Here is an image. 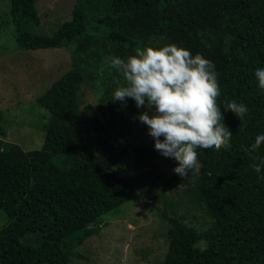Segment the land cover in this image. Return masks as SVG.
<instances>
[{
	"label": "trees",
	"instance_id": "trees-1",
	"mask_svg": "<svg viewBox=\"0 0 264 264\" xmlns=\"http://www.w3.org/2000/svg\"><path fill=\"white\" fill-rule=\"evenodd\" d=\"M36 3L10 0L19 48H69L74 65L38 98L48 111L41 148L7 140L0 109V262L73 264L106 215L142 194L163 203L168 250L158 264H264V168L253 167L264 144L248 150L264 133V90L254 75L264 67V0H80L53 35L34 32ZM172 43L215 66L233 132L229 147L201 154L188 179L158 168L154 144L136 141L131 118L143 108L111 100L125 81L107 58ZM84 86L103 107L92 141ZM233 100L248 108L242 120L227 109ZM122 154H133L136 178L124 173Z\"/></svg>",
	"mask_w": 264,
	"mask_h": 264
},
{
	"label": "rangeland",
	"instance_id": "rangeland-1",
	"mask_svg": "<svg viewBox=\"0 0 264 264\" xmlns=\"http://www.w3.org/2000/svg\"><path fill=\"white\" fill-rule=\"evenodd\" d=\"M78 3L80 0H37L40 22L34 32L53 35L63 22L72 18ZM14 31L10 0H0V109L3 111V126L8 131L7 140L20 144L25 150L37 149L43 145L48 121V111L40 105L38 98L74 65V58L71 50L65 47L20 49ZM84 88L83 121L89 128L88 139L92 141L100 134L97 124L103 119V107L97 94L88 86ZM137 117L131 118L136 141L141 139L152 146L154 139ZM121 157L124 173L136 178L140 172L133 165V154H122ZM155 162L158 168L173 172V167L161 153ZM151 202V197L141 194L138 199L126 202L106 215L107 224L78 247L83 256L75 257L73 264H158L168 250L167 226L160 216L163 203ZM0 213L6 216L2 210ZM6 223L7 220L0 215V229Z\"/></svg>",
	"mask_w": 264,
	"mask_h": 264
},
{
	"label": "clouds",
	"instance_id": "clouds-1",
	"mask_svg": "<svg viewBox=\"0 0 264 264\" xmlns=\"http://www.w3.org/2000/svg\"><path fill=\"white\" fill-rule=\"evenodd\" d=\"M110 68L125 81L113 92V101H135L138 120L147 126L154 139V148L178 163L173 171L188 179L200 170L201 154L220 147H229L233 132L225 124L219 105L221 89L214 65L200 53L177 44L137 48L127 58H107ZM258 87L264 90V67L254 73ZM227 109L241 120L248 108L243 102L229 101ZM163 137V139H161ZM264 144V133L255 136L249 151H258ZM253 167L264 168V157H257Z\"/></svg>",
	"mask_w": 264,
	"mask_h": 264
}]
</instances>
